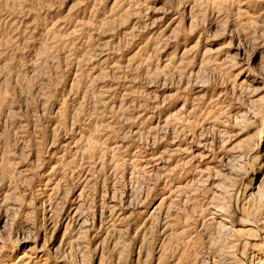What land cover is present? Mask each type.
<instances>
[{
  "label": "rangeland",
  "instance_id": "374dc122",
  "mask_svg": "<svg viewBox=\"0 0 264 264\" xmlns=\"http://www.w3.org/2000/svg\"><path fill=\"white\" fill-rule=\"evenodd\" d=\"M264 0H0V264H264Z\"/></svg>",
  "mask_w": 264,
  "mask_h": 264
},
{
  "label": "bare ground",
  "instance_id": "6f19581e",
  "mask_svg": "<svg viewBox=\"0 0 264 264\" xmlns=\"http://www.w3.org/2000/svg\"><path fill=\"white\" fill-rule=\"evenodd\" d=\"M264 245V244H263ZM264 249V248H263Z\"/></svg>",
  "mask_w": 264,
  "mask_h": 264
}]
</instances>
